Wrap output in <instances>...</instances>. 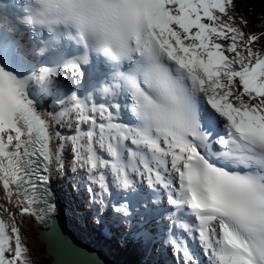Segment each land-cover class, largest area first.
<instances>
[{
  "label": "snow or ice",
  "instance_id": "6c2138e0",
  "mask_svg": "<svg viewBox=\"0 0 264 264\" xmlns=\"http://www.w3.org/2000/svg\"><path fill=\"white\" fill-rule=\"evenodd\" d=\"M248 27L234 0H0L7 204L54 219L70 167L141 264H264V28ZM0 214V264H30Z\"/></svg>",
  "mask_w": 264,
  "mask_h": 264
},
{
  "label": "water",
  "instance_id": "95a60500",
  "mask_svg": "<svg viewBox=\"0 0 264 264\" xmlns=\"http://www.w3.org/2000/svg\"><path fill=\"white\" fill-rule=\"evenodd\" d=\"M51 236L48 238L46 235V249L55 259L52 264H106L98 255L80 248L78 243L68 238L61 241Z\"/></svg>",
  "mask_w": 264,
  "mask_h": 264
},
{
  "label": "trees",
  "instance_id": "16d2710c",
  "mask_svg": "<svg viewBox=\"0 0 264 264\" xmlns=\"http://www.w3.org/2000/svg\"><path fill=\"white\" fill-rule=\"evenodd\" d=\"M237 9L245 12L252 19L251 26L260 30L264 28V0H239ZM138 260H131L130 264H138Z\"/></svg>",
  "mask_w": 264,
  "mask_h": 264
},
{
  "label": "bare ground",
  "instance_id": "6f19581e",
  "mask_svg": "<svg viewBox=\"0 0 264 264\" xmlns=\"http://www.w3.org/2000/svg\"><path fill=\"white\" fill-rule=\"evenodd\" d=\"M65 131H67V130H65ZM54 185H56V180L54 181ZM0 218H3L4 220H8V216H6V215H3V214H0ZM63 220H64V223L74 232V235H75V226H74V229L67 223V220L65 219V218H63ZM47 223L48 224H50L51 225V221L49 220V221H47ZM52 226V225H51ZM52 229H53V227H52ZM41 242H40V244L41 245H43L44 246V248H45V242L44 241H42V240H40ZM94 252H96V251H94ZM47 258L45 261H47L48 262V264H52V263H54V258H53V256H51V255H48L47 254V256H45L44 255V258Z\"/></svg>",
  "mask_w": 264,
  "mask_h": 264
},
{
  "label": "rangeland",
  "instance_id": "374dc122",
  "mask_svg": "<svg viewBox=\"0 0 264 264\" xmlns=\"http://www.w3.org/2000/svg\"><path fill=\"white\" fill-rule=\"evenodd\" d=\"M32 240H33L34 242H33ZM31 242L33 243V247L36 249V252L38 253V254H37V260H38L39 264H40V263L45 264V261H44V260H46L47 258H46V257L44 258L43 256L40 257V256H39V252H38V251H41V248H44V246L41 245L42 243H41V244L36 243V241H35L34 239H32V238H31ZM39 242H40V241H39ZM40 245H41V248H40ZM43 252H44V249H43ZM45 256H47V255H45Z\"/></svg>",
  "mask_w": 264,
  "mask_h": 264
}]
</instances>
